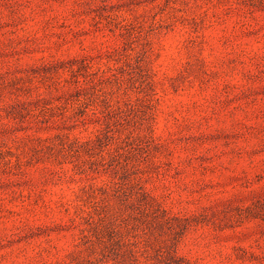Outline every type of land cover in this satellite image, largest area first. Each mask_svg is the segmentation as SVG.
<instances>
[{
  "label": "rangeland",
  "instance_id": "rangeland-1",
  "mask_svg": "<svg viewBox=\"0 0 264 264\" xmlns=\"http://www.w3.org/2000/svg\"><path fill=\"white\" fill-rule=\"evenodd\" d=\"M0 264H264V0H0Z\"/></svg>",
  "mask_w": 264,
  "mask_h": 264
}]
</instances>
